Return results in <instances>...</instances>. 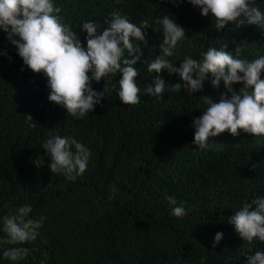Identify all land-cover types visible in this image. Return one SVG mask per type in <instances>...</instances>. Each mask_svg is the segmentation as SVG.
I'll use <instances>...</instances> for the list:
<instances>
[{
    "label": "trees",
    "instance_id": "16d2710c",
    "mask_svg": "<svg viewBox=\"0 0 264 264\" xmlns=\"http://www.w3.org/2000/svg\"><path fill=\"white\" fill-rule=\"evenodd\" d=\"M54 2L85 47L82 24L93 21L103 29L113 10L138 26L149 22L148 43L138 42L143 57L135 65L141 102L122 103L118 73L92 113L80 119L67 115L48 100L47 77L24 65L0 30V219L29 204L30 216L41 225L37 239L23 245L30 254L19 264H245V253L264 251V242L243 241L228 223L244 203L264 196V135L234 137L226 131L210 138L206 149L193 143L192 122L202 115L200 95L218 102L223 81L219 90L206 81L191 97L184 89L165 92L164 100L145 92L156 75L147 63L160 54L163 42L158 17L168 15L185 27L188 39L169 58L176 66L187 56L201 59L209 47L235 55L244 41L238 58L252 61L264 55V32L246 21L217 30L211 14L204 17L187 0L178 7L170 0ZM257 4L264 11V0ZM160 75L170 84L182 83L178 74L164 70ZM105 83L93 82V88L103 91ZM29 113L35 129L25 121ZM48 133L73 137L90 149L82 176L70 181L51 172L42 148ZM38 158L40 167L34 163ZM167 196L185 208V217L171 214ZM217 232L224 235L213 248ZM7 247L0 245V264H12L2 255Z\"/></svg>",
    "mask_w": 264,
    "mask_h": 264
},
{
    "label": "clouds",
    "instance_id": "9594fccd",
    "mask_svg": "<svg viewBox=\"0 0 264 264\" xmlns=\"http://www.w3.org/2000/svg\"><path fill=\"white\" fill-rule=\"evenodd\" d=\"M120 0H117L119 3ZM177 7L185 0H170ZM198 7L204 17L213 21L215 29H224L232 25H255L264 32V11L257 0H187ZM61 8L54 0H0V30L17 49L24 65L34 73H43L50 88L48 100L66 109L67 115L77 119L92 113L106 96L113 77L122 74L118 81V97L125 105H138L141 102V89L136 78L139 70L135 66L143 57L138 42L147 45L145 29L151 27L147 20L138 26L119 10H113L105 18L108 26L86 21L81 31L86 32V47L80 36L70 25L63 23L58 15ZM163 42L159 45L160 54L147 63V70L155 73L145 92L159 100H164L165 92L187 91L191 97L202 92L205 82L210 81L212 88L219 90L223 81L224 91L219 101L208 95H200L203 107L202 115L194 117L195 129L193 143L200 149L208 147L209 139L226 131L237 137L241 132L254 136L264 135V55L249 61L240 57L244 42L235 48V55L224 49L209 47L201 52V59L185 57L176 66L169 58L173 57L180 43L188 39L185 27L168 15L158 17ZM161 32V29H154ZM6 55V53H3ZM11 59V57H9ZM146 63V60L144 61ZM23 70V69H22ZM164 70L169 74H178L182 83H168L160 75ZM105 80L103 91H96L93 82ZM242 83L237 90L234 84ZM113 87H115L113 85ZM229 93L231 95H229ZM33 116L29 113L25 121L30 128ZM46 155L50 157L52 173L62 175L74 181L82 176L89 165L91 151L73 137H61L48 133L42 144ZM34 163L40 167V159ZM255 168V165H253ZM173 205L171 214L183 218L187 212L183 206H175L174 196H167ZM7 207V205L5 206ZM32 206L25 204L0 219V245L2 255L12 264H19L30 254L23 245L35 241L39 236L40 224L30 214ZM228 223L234 226L235 233L250 244L255 240L264 242V196L253 197L228 217ZM223 232L215 234L213 248L223 238ZM250 253V252H249ZM245 253V264H264V251L255 254Z\"/></svg>",
    "mask_w": 264,
    "mask_h": 264
}]
</instances>
